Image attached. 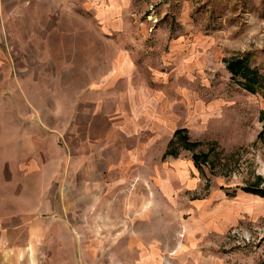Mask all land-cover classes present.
<instances>
[{"label":"rangeland","instance_id":"1","mask_svg":"<svg viewBox=\"0 0 264 264\" xmlns=\"http://www.w3.org/2000/svg\"><path fill=\"white\" fill-rule=\"evenodd\" d=\"M8 9L0 217L34 210L51 176L59 185L61 150L77 147V128L81 142L92 126L97 138L110 126L111 144L126 136L134 146L133 170L102 180V214L74 236L101 245V264L114 263L110 243L130 236L133 261L135 243L161 239L163 264H264V198L242 192L264 191V0H20ZM237 59L261 79L252 92L226 68Z\"/></svg>","mask_w":264,"mask_h":264},{"label":"crops","instance_id":"2","mask_svg":"<svg viewBox=\"0 0 264 264\" xmlns=\"http://www.w3.org/2000/svg\"><path fill=\"white\" fill-rule=\"evenodd\" d=\"M19 3L20 0H0V32L6 24V18L11 11L14 12L8 8L18 7ZM0 59V64H3L4 50H0ZM6 89L2 66L0 92ZM3 95L0 94V98ZM94 128L92 126V131L88 133L92 135L88 137L89 141L84 136L81 142L77 128V147L67 146L66 150H61L59 185L52 183L51 176L48 187L45 185L34 196V210L29 207V210L7 212L0 217V264H101V260H98L102 256L101 245L88 246L74 236L87 234L85 226L88 219L94 220L101 216L98 204L105 197L102 196V180L117 172L114 175L122 180L126 172L133 170L134 160L131 158L134 146H129L126 136L122 137L125 142L122 147L111 144L110 126L108 136L102 138L95 137ZM85 141L91 144L86 146ZM107 144L110 147L104 148ZM126 157L130 159L126 160ZM146 240L152 241L151 238ZM133 246L132 236L120 245L110 243L107 261L113 260V264H163L162 252L169 248L161 239L155 243H135L141 254L140 260L133 261ZM171 248L174 250V247ZM91 249L96 255L90 261L86 259V251ZM183 250H186L183 254L189 252L186 247ZM117 252H124L123 258L117 260ZM189 259L198 264L194 256Z\"/></svg>","mask_w":264,"mask_h":264},{"label":"trees","instance_id":"3","mask_svg":"<svg viewBox=\"0 0 264 264\" xmlns=\"http://www.w3.org/2000/svg\"><path fill=\"white\" fill-rule=\"evenodd\" d=\"M243 60L237 59L236 61H230L226 64L227 70L230 72L231 78L240 77L243 79L242 88L244 90H247L248 92L254 91V88L258 86V83L261 81V79L257 78V75L253 70H250L246 65L242 64ZM184 133L183 130L177 131L176 135H180ZM186 140V136H183ZM172 153V152H170ZM171 155V154H170ZM194 160H198V157L195 156ZM242 191L250 194H257L258 196L264 198V191L260 190L258 188H250V189H242Z\"/></svg>","mask_w":264,"mask_h":264}]
</instances>
